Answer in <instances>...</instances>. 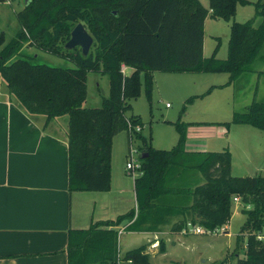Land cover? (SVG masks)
Segmentation results:
<instances>
[{
	"label": "trees",
	"instance_id": "1",
	"mask_svg": "<svg viewBox=\"0 0 264 264\" xmlns=\"http://www.w3.org/2000/svg\"><path fill=\"white\" fill-rule=\"evenodd\" d=\"M210 3L211 11L200 0H29L17 13L21 27L17 37L6 43L5 33L0 32V86L5 82L9 94L29 114L44 115L46 124L68 116L71 190L111 188L114 137L127 131L130 145L129 121L143 125L139 115L128 112L143 85L152 104V72H227L233 82L251 70L264 49V0L254 2L256 14L245 22L234 18L237 6L249 4V0ZM209 15L231 21L226 59L216 57L219 46L211 57L204 56V24ZM258 17L262 21L256 25ZM79 22L94 38L86 56L80 47H65ZM26 43L67 59L74 66L37 63L38 55L22 51ZM124 65L132 67L133 72L125 74ZM92 71L109 77V94L97 107L85 105L88 73ZM194 99L192 96L186 102ZM185 107L186 103L182 112ZM230 123L264 131V102L255 99L247 111L235 112L224 124ZM173 124L179 141L169 149L155 147L151 136L136 133L144 154L142 171L134 179L137 207L118 214L116 219H100L89 227L72 229L70 264H121L122 259L151 264L146 244L127 250L123 258L118 256L117 226L121 222L134 221L138 216L137 224L150 213L168 211L182 214L172 225L174 231H182L188 221L214 230L229 222L236 195L241 197V210L246 214L239 233V240L244 238L242 233L246 234V253L233 264H264V241L256 236L264 228V175H233L230 149L187 150L188 123L180 119ZM173 167L198 169L205 180L194 187L174 183L170 174ZM149 221L156 227L160 220L152 216ZM164 244L161 241L160 250Z\"/></svg>",
	"mask_w": 264,
	"mask_h": 264
},
{
	"label": "crops",
	"instance_id": "2",
	"mask_svg": "<svg viewBox=\"0 0 264 264\" xmlns=\"http://www.w3.org/2000/svg\"><path fill=\"white\" fill-rule=\"evenodd\" d=\"M249 1L250 3L247 5L239 4L237 6L236 17L242 8L246 6L255 7L254 2L257 0ZM210 6L211 3L209 0V7H205L211 11ZM255 14L256 7L253 16ZM234 19L239 22H245L246 20L245 18ZM221 20L223 19L214 18L211 15L205 20L204 56L206 58L211 57L218 46L216 57L219 59H226L228 57L231 21L223 20L227 22L229 27V36L226 40L225 48L222 49V46L220 47L222 43L221 38L217 36V43L214 44L210 54L206 52V27L212 24V21L218 22ZM254 64L251 71L243 72L233 82H230V74L227 72L186 74H192L194 76L200 74L226 73L228 79L225 82L212 84L208 91L209 93L218 88L230 87L232 90H235L239 80L246 79L249 83L248 90L252 87V90L249 91L252 94L251 101L253 102L256 99L257 101L264 102V49ZM129 69H131L130 72H128ZM123 72L129 75L133 72V68L124 65ZM155 74V71L152 72L153 83H155L156 79ZM176 74L182 76L185 73ZM141 79L144 84V72L141 73ZM193 82L195 83V81ZM143 92L146 95L144 85L142 86L140 96ZM205 93L207 92H194L188 98L194 96V100L201 99L203 97L201 95ZM232 101L230 100L231 104ZM96 103H99L98 99H96ZM235 112L237 111L234 110L233 113ZM133 113L141 117L144 126L142 116L135 112ZM185 122L188 123L186 149L189 151L209 150L207 145L209 144L208 139L210 136L208 137L197 133L196 127H201L203 124L207 125L210 121L191 120ZM210 123L216 125L215 122ZM67 133V115L56 117L46 124V117L44 115L29 114L19 101L9 94L4 82H1L0 264H70L68 244L72 229L88 227L100 219L115 218L119 213L137 207L136 199L135 205L127 202L128 205H122L124 209H119L122 201L128 196H131L135 185L134 177L131 180L128 176L129 172L127 167L124 168L122 163L119 168L114 162V140L112 146L111 188L109 190L70 189L69 141ZM197 173L199 174L200 171L181 167H173L170 171L174 183L176 182L177 184H184L191 187L196 185L190 183V180L194 179L198 175ZM114 208L118 209L116 211L118 213L115 216L112 214ZM156 213L146 215L137 224V220L140 219L138 216H136L134 221L125 220L121 226H125L126 228L120 233H124L126 229L134 232H153L152 239L147 242L146 252L149 253L150 250L156 252L157 245L160 241H164L161 236L164 230L154 227V224L149 221V218L152 216L154 220L168 218L167 220L170 223L166 228H170L172 231L174 222L182 217L180 213L168 211L165 213ZM229 222L224 225L228 233ZM157 251L160 252L161 250L159 249ZM127 262L130 263L131 261L128 260Z\"/></svg>",
	"mask_w": 264,
	"mask_h": 264
},
{
	"label": "rangeland",
	"instance_id": "3",
	"mask_svg": "<svg viewBox=\"0 0 264 264\" xmlns=\"http://www.w3.org/2000/svg\"><path fill=\"white\" fill-rule=\"evenodd\" d=\"M28 1L4 0L0 2V32L5 33L6 43L13 41L17 37L21 28L17 19V13L25 7ZM200 1L204 6L209 7V0ZM254 12V6H246L238 12L235 18H245V21H247L253 16ZM261 21L262 19L258 17L255 24L259 25ZM211 23L207 25L205 30V46L208 54H210L214 44L217 43V36L221 38L222 43L220 47L222 46V49L225 48L226 40L229 36V27L226 21H212ZM22 51L30 55H38L37 63H47L63 67L74 66L67 59L47 53L27 43ZM254 65V63L251 64V68ZM130 71L131 69L128 72ZM155 73L156 79L152 92V104H150L143 92L139 98L132 100V110L128 112L129 114L135 112L142 116L144 126L141 133L147 137L151 136L155 147L169 149L178 143L179 133L173 122H177L180 119L184 122L191 120L215 122L216 125L209 122L207 125L203 124L201 127H196L197 133L210 136L207 148L209 150L230 149L233 152V175H264V131L248 124H224L232 120L234 110L239 112L247 111L252 103V94L249 92L252 90V87L248 90L249 83L246 79L239 80L235 90H232L230 87L218 88L211 93L205 94L201 99L186 102V98L194 94V92H208L212 84L225 82L228 79V75L223 73L192 76V74L185 73L180 76V74L161 71H155ZM4 85H6L5 82ZM108 93V75L100 71L89 72L86 105L88 107L100 106L101 100ZM96 99L99 100L98 104L96 103ZM230 100H233L232 104ZM185 103V111L182 112ZM233 104L237 107L235 108ZM114 142V162L117 167L120 168L123 163L124 168H126V162L129 159V138L127 131L118 133L114 137ZM139 143L138 140L134 142L135 147L138 149L136 153L137 160L142 164L143 148L139 147ZM141 171L140 167V170L136 171V174H140ZM128 176L133 180L131 174H128ZM204 180L205 177L200 171L194 179L190 180V183L197 185ZM135 193V188H133L131 196L122 201L119 209H124L122 205H128L127 202L135 205ZM168 197H163L161 201H165ZM242 207V201H233V212L228 226L229 233H224L221 229L209 233L171 231L170 228H166L170 223L167 220L168 218L160 220L157 222L156 227L164 230V233L161 234L165 243L164 249L160 252L157 251L161 249L160 241V245L157 243L156 252L149 251L148 256L151 264H233L239 257H244L246 253V234L242 233L241 237L244 238L239 240L241 226L246 219V214L241 210ZM115 209L117 208H114L112 212L114 216L118 213L116 212L118 209ZM116 217L113 219H116ZM121 224L117 226L119 229L117 252L121 258H123L127 250L143 244L147 245V242L154 235L150 231L134 232L128 229L121 234L120 232L126 228L125 226H121ZM127 261L122 259L121 264H138Z\"/></svg>",
	"mask_w": 264,
	"mask_h": 264
},
{
	"label": "built area",
	"instance_id": "4",
	"mask_svg": "<svg viewBox=\"0 0 264 264\" xmlns=\"http://www.w3.org/2000/svg\"><path fill=\"white\" fill-rule=\"evenodd\" d=\"M122 71H123V68H122ZM142 127H143V125H140V124L133 125L131 123V121H129V123H128V129H129L130 134H131V143L129 145V151H128V154H129L128 158L129 159L126 162V167H127L129 174H131L134 177V179L138 175V174H136V171L140 170V167L142 165L137 160L136 153H137L138 149L135 147V144H134V142L136 140V137H135L136 133L141 132ZM234 199L236 201H239V200H241V197L239 195H236L234 197ZM219 229H221L224 233L228 232L227 228L224 225L217 227L214 230H209L201 224H194L191 221H188L187 225L182 229V231L183 232H194V233H209V232H213V231H218ZM256 236L258 239H261L264 241V228L262 230L258 231Z\"/></svg>",
	"mask_w": 264,
	"mask_h": 264
},
{
	"label": "water",
	"instance_id": "5",
	"mask_svg": "<svg viewBox=\"0 0 264 264\" xmlns=\"http://www.w3.org/2000/svg\"><path fill=\"white\" fill-rule=\"evenodd\" d=\"M28 3V2H27ZM94 43V38L87 30L83 22H79L75 25L71 32V37L65 44L67 49H74L80 47L83 54L86 56L89 54L90 49ZM144 156V154H143Z\"/></svg>",
	"mask_w": 264,
	"mask_h": 264
}]
</instances>
